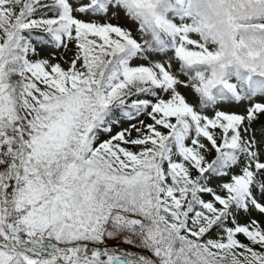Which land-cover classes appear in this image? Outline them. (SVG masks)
<instances>
[{
	"label": "snow or ice",
	"instance_id": "6c2138e0",
	"mask_svg": "<svg viewBox=\"0 0 264 264\" xmlns=\"http://www.w3.org/2000/svg\"><path fill=\"white\" fill-rule=\"evenodd\" d=\"M0 264H264V0H0Z\"/></svg>",
	"mask_w": 264,
	"mask_h": 264
}]
</instances>
